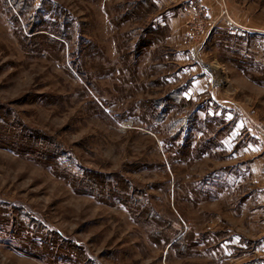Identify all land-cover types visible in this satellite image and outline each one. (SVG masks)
Here are the masks:
<instances>
[{
  "label": "rangeland",
  "instance_id": "obj_1",
  "mask_svg": "<svg viewBox=\"0 0 264 264\" xmlns=\"http://www.w3.org/2000/svg\"><path fill=\"white\" fill-rule=\"evenodd\" d=\"M204 1L0 0V264H264V0Z\"/></svg>",
  "mask_w": 264,
  "mask_h": 264
},
{
  "label": "crops",
  "instance_id": "obj_2",
  "mask_svg": "<svg viewBox=\"0 0 264 264\" xmlns=\"http://www.w3.org/2000/svg\"><path fill=\"white\" fill-rule=\"evenodd\" d=\"M184 1L189 2V4H188V7L189 8L192 7L190 5V3H191L192 0H184ZM216 3H218V5H219V1L218 0H207V1H204L203 10H204V14L206 15L207 18H213L215 16V12L213 11V9H214ZM188 7H187V9H188ZM225 21L228 22L227 20H225ZM233 23L235 25H237L238 27L241 26L240 23H238L236 21H233ZM228 27L229 28H232V29H235V30H238V28L234 27L233 24L231 25V23L228 24ZM242 28H244V27H242ZM210 80H212L211 77H210V75H208V74H206V75L205 74H202L200 76V78L197 79L193 83H194V86H200L201 87V90H203L202 87H204V90H205L206 89V86L208 85V83L210 82Z\"/></svg>",
  "mask_w": 264,
  "mask_h": 264
}]
</instances>
